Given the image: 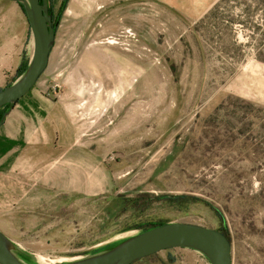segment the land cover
<instances>
[{"label":"rangeland","instance_id":"obj_1","mask_svg":"<svg viewBox=\"0 0 264 264\" xmlns=\"http://www.w3.org/2000/svg\"><path fill=\"white\" fill-rule=\"evenodd\" d=\"M20 5L0 0V52L16 54L0 61V89L30 64ZM55 34L27 96L61 104L68 126L35 152L0 151V231L19 260L91 258L139 224L218 230L202 202L120 214L117 200L188 196L221 212L232 264H264V0H68ZM19 45L28 66L17 77ZM135 264L211 263L179 248Z\"/></svg>","mask_w":264,"mask_h":264},{"label":"water","instance_id":"obj_2","mask_svg":"<svg viewBox=\"0 0 264 264\" xmlns=\"http://www.w3.org/2000/svg\"><path fill=\"white\" fill-rule=\"evenodd\" d=\"M22 4L33 37L30 64L23 76L0 91V109L14 105L35 86L48 66L55 40L48 0H7ZM8 114V113H7ZM4 121L0 122V127ZM192 249L211 264H232L231 242L218 230L187 223H169L141 232L115 248L91 258L63 264H134L169 249ZM0 264H23L10 251L0 231Z\"/></svg>","mask_w":264,"mask_h":264},{"label":"crops","instance_id":"obj_3","mask_svg":"<svg viewBox=\"0 0 264 264\" xmlns=\"http://www.w3.org/2000/svg\"><path fill=\"white\" fill-rule=\"evenodd\" d=\"M14 38L12 37V40ZM12 52V56H11ZM22 52V48L20 45L18 46L17 52V60L18 67L20 63V54ZM4 49L0 52V61H6L11 58H16L15 49L13 48L8 51ZM16 66H12L9 72H13ZM31 95V93H30ZM26 95L23 98L30 97L29 100L24 99L22 103L19 101L13 105V108L8 112V116L5 117L4 124L0 127L2 128L3 136H2V145H0V151L9 153L12 151L13 153L18 152L20 150L26 152H35L32 149V146L35 147L38 142L50 144L49 141H46V135L44 134L47 131H64L62 125H65L68 121L65 108L59 104L58 102H53L51 100L43 98L42 95ZM19 104V105H18ZM38 111V113L45 114V119L50 123L47 128L39 127L34 124L35 121H40L39 117L34 116V112ZM55 113H59L60 115H56ZM55 114V115H54ZM40 131V132H39ZM1 132V131H0ZM1 136V135H0Z\"/></svg>","mask_w":264,"mask_h":264},{"label":"trees","instance_id":"obj_4","mask_svg":"<svg viewBox=\"0 0 264 264\" xmlns=\"http://www.w3.org/2000/svg\"><path fill=\"white\" fill-rule=\"evenodd\" d=\"M67 1L68 0H61L60 5H59V9L55 13H54V9H55L54 6H55V4L57 5L58 1L54 0L52 2L53 4L52 3L50 4L49 14L52 16V18L54 20L53 21V27H54L55 33H56L57 27L59 25L62 12L65 9ZM20 8L23 10L21 5H20ZM27 66H28V61L23 60L21 62V64L19 65V67L17 68L16 76L18 77L21 74H23L25 72ZM6 87H8V86H6ZM1 90L2 89H0V91ZM12 107H13V105H6L2 109H0V122L5 120L7 113L10 111V109ZM117 200H120V209H119L120 214L127 212L129 209H133L135 211L146 210L153 202L163 201V202H168L171 205L180 206V207L185 206V205H189V204H192L195 202H202L203 204H205L210 210H212L216 214V217H218V219L220 221V228L218 229V231H220L230 241V239L227 235V225H226L225 219L223 218L221 212L217 208L212 206L211 204L209 205L208 203H206L204 201H200L197 198L188 197V196H159V197L143 196V197H139V198H125V197L120 196ZM164 224L165 223H160V222L159 223L139 224L138 228H140V233H141V232H145L147 230L153 229L155 227H158V226H161ZM115 247H113V248H115ZM113 248H111V249H113ZM171 250H173V249H169V251H171ZM10 251L18 259H20L11 250V248H10ZM164 251H167V250H164ZM169 255H170V253H169ZM26 258H27V256H24V259H26ZM146 258H148V257H146ZM170 261L173 262L174 259L170 258Z\"/></svg>","mask_w":264,"mask_h":264},{"label":"flooded vegetation","instance_id":"obj_5","mask_svg":"<svg viewBox=\"0 0 264 264\" xmlns=\"http://www.w3.org/2000/svg\"><path fill=\"white\" fill-rule=\"evenodd\" d=\"M50 4H51V3L48 2V6H49V7H50ZM52 21H54L53 18H52Z\"/></svg>","mask_w":264,"mask_h":264}]
</instances>
